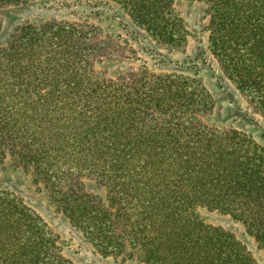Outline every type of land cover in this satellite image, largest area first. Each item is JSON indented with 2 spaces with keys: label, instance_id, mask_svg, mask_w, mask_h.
<instances>
[{
  "label": "trees",
  "instance_id": "1",
  "mask_svg": "<svg viewBox=\"0 0 264 264\" xmlns=\"http://www.w3.org/2000/svg\"><path fill=\"white\" fill-rule=\"evenodd\" d=\"M182 1L203 3L208 19L192 50ZM31 4L69 13L0 43V173L11 158L31 174L104 258L259 264L202 213L231 216L264 250V146L210 124L215 101L199 73L230 81L264 125V0H0V9ZM176 55L169 67L148 63ZM112 62L131 66L112 75ZM0 264H74L2 189Z\"/></svg>",
  "mask_w": 264,
  "mask_h": 264
},
{
  "label": "rangeland",
  "instance_id": "2",
  "mask_svg": "<svg viewBox=\"0 0 264 264\" xmlns=\"http://www.w3.org/2000/svg\"><path fill=\"white\" fill-rule=\"evenodd\" d=\"M69 12L57 5L31 4L24 7H9L0 9V43L6 41L15 29L25 23H39L52 18H64ZM177 16L183 20L187 30L193 36L189 42V50L199 42H204V29L207 24L205 5L200 2L182 1L176 8ZM181 59L176 55L168 59H149L148 63L155 67H169V62ZM131 62H115L104 65L106 72L112 75L126 72ZM199 75L215 101V111L210 118V124L231 126L250 135L253 140L264 146V125L251 121L247 105L236 87L228 80L213 71H201ZM7 168L0 173V189L9 192L20 199L27 207L36 212L58 237L64 256L74 264H141L137 260L104 258L83 236L74 230L62 217L46 191L33 184L31 174L14 167L11 158L7 159ZM88 191L103 196L90 185ZM204 220L213 226L223 227L232 233L239 241L245 243L247 250L258 261L264 264V250L257 240L248 234L244 225L231 216L220 213L203 212ZM123 259V260H121Z\"/></svg>",
  "mask_w": 264,
  "mask_h": 264
}]
</instances>
